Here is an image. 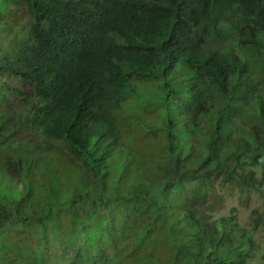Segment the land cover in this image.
Here are the masks:
<instances>
[{
    "label": "trees",
    "instance_id": "trees-1",
    "mask_svg": "<svg viewBox=\"0 0 264 264\" xmlns=\"http://www.w3.org/2000/svg\"><path fill=\"white\" fill-rule=\"evenodd\" d=\"M255 171L264 0H0V264H249Z\"/></svg>",
    "mask_w": 264,
    "mask_h": 264
},
{
    "label": "rangeland",
    "instance_id": "rangeland-1",
    "mask_svg": "<svg viewBox=\"0 0 264 264\" xmlns=\"http://www.w3.org/2000/svg\"><path fill=\"white\" fill-rule=\"evenodd\" d=\"M248 196V191H243L241 196L239 197V194L236 193L235 194V198L233 199H229V197H225L224 200L226 201L225 203H223L221 206H223L224 204L227 205V207L234 205V206H240L234 199L236 198H240L241 201V214L239 215V221L241 224H245L249 229L251 228V222H250V218L249 215H247L244 210H246L248 208V204H246V202L248 201L247 199ZM255 194L252 195L251 197V201H253V199L255 198ZM259 200L256 202V204L258 205ZM206 208H208V210H212L215 207L212 205V203L209 206H206ZM230 208V207H229ZM229 208L226 209V211H224L221 215H225L228 213ZM247 212V210H246ZM255 240H256V249L259 251L258 254H256V256L254 257V259H251V261H249V264H264V229L261 230V233L257 234L255 236Z\"/></svg>",
    "mask_w": 264,
    "mask_h": 264
},
{
    "label": "clouds",
    "instance_id": "clouds-1",
    "mask_svg": "<svg viewBox=\"0 0 264 264\" xmlns=\"http://www.w3.org/2000/svg\"><path fill=\"white\" fill-rule=\"evenodd\" d=\"M60 45H61V43H60ZM243 159H244V161L247 160L246 157H244ZM253 170H254V169H253ZM210 172H212V170H211ZM210 172H209V174H210ZM223 172H224V171H223ZM224 173H225V172H224ZM259 177H260V173H259L258 171H255V172H254V175H252L251 178H250V179L254 180L255 182L253 183V182L250 181V183L247 184V183L245 182V181L248 179L247 175H244V176L241 177L239 174H235V175L232 177L233 183L236 182L239 186L241 185V188H240L239 186H237V185L234 184L235 187H237L238 189L233 193V195H232L231 197H229V199H233V198H235V194H236V193H238V194H239V197H240L241 194H242V192L245 191V189H247L248 187H251V186H257V187L261 186V187H262V186H264V183H263L262 185H260ZM220 183H222V181H221ZM249 184H251V185H249ZM239 190H241V192H240ZM253 194H255V192H254L253 190H251V191L248 193V196H247L248 201L246 202V204H248V203H249V204L247 205V206H248V208L246 209L247 212H246V210H244V212H245L247 215H249V218H250V222H251V224H253L254 221H253V217L250 216V215L253 214V208H254L255 206H257L256 202L259 200L258 205H260V204L262 203V200H260L259 197H258L256 194H255L256 196H255V198L253 199V201H251L249 198H251ZM249 195H250V196H249ZM234 200H235V201L241 206L240 198H236V199H234ZM232 206H234V205H232ZM240 206H237V207L239 208V211H238L239 213L237 214L238 217H239V215L241 214ZM251 213H252V214H251ZM239 223H240V221H239ZM242 225H243V224H242ZM240 226H241V223H240ZM243 226H245V227L248 229V227H247L245 224H244ZM263 229H264V226L258 227V229L254 230V235H253V236L255 237L257 234L261 233V230H263ZM250 230H252V225H251Z\"/></svg>",
    "mask_w": 264,
    "mask_h": 264
}]
</instances>
